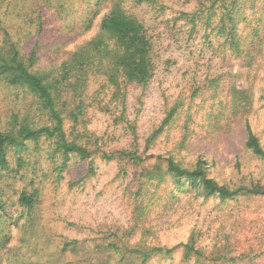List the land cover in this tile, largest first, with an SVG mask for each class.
I'll list each match as a JSON object with an SVG mask.
<instances>
[{
    "label": "rangeland",
    "instance_id": "rangeland-1",
    "mask_svg": "<svg viewBox=\"0 0 264 264\" xmlns=\"http://www.w3.org/2000/svg\"><path fill=\"white\" fill-rule=\"evenodd\" d=\"M200 1L168 0L163 10L147 3L127 5V10L142 19L153 35L154 75L144 87L130 86L124 106L116 107L108 104L109 91L102 89V76L91 74L85 94L95 97L98 91L97 101L86 109L84 123L71 127L68 121V131L93 151L91 159L97 166L94 175L88 176L91 160L79 158L70 160L60 179H56L48 163L45 171L50 177L46 181L42 180L43 172H39L38 179L32 167L21 169L20 175H1V192L15 213L13 226H9L10 238L0 247V264H87L94 245L91 241L112 233L120 237L132 233L134 217L139 212L129 202L126 188L134 172L130 168L128 176L118 175L121 165H125L120 161L127 160L118 153L107 160L103 158L105 152L129 149L136 143L140 154L150 156V161L157 160L158 155H173L191 167L201 158L207 161L210 175L223 184L251 180L264 183L263 161L244 148L246 119L264 145V57L250 65L245 56H223L218 48L221 39L215 33L205 36L203 22L191 35L190 21L178 12H191ZM111 5V0H0V17L11 36L20 39L22 49L28 54L36 53L37 67L52 68L57 73L72 52L98 34ZM249 82L254 93L250 113L227 118L229 111L220 108V102L225 104L229 89H246ZM213 84L219 85L218 92L211 88ZM176 104L180 105L171 125L147 143ZM29 111L36 114L29 93L0 83L2 124L8 125L14 113L22 118ZM220 113L223 124H210L209 117ZM35 119L44 121L39 116ZM44 140L36 149L31 146L26 159L52 161L50 142ZM15 158L11 153L10 160L14 162ZM35 181L40 188L43 186L44 193L34 212L41 217L43 235L50 238L37 243L30 221L27 232L16 225L18 206L13 205L19 193L30 190ZM168 202L164 205L166 201H148L145 212L139 210L146 214V221L135 227L132 242L146 240L151 245L173 246L196 232L202 244H209L232 229L236 235L250 237V244L245 246L248 256L242 264H264V198H242L222 204L218 199L204 200L194 192ZM74 239L79 241L76 249L63 248L66 241ZM107 259V253L92 257L93 262L100 264ZM179 260L177 255L162 264H178Z\"/></svg>",
    "mask_w": 264,
    "mask_h": 264
},
{
    "label": "trees",
    "instance_id": "trees-1",
    "mask_svg": "<svg viewBox=\"0 0 264 264\" xmlns=\"http://www.w3.org/2000/svg\"><path fill=\"white\" fill-rule=\"evenodd\" d=\"M167 1L111 0V8L102 18L98 34L72 52L61 63L57 73L52 68L37 67L36 53H26L20 39L11 36L0 17V83L29 93L36 106V114L35 111H29L20 118L18 113H14L10 116L8 125L0 121V177L3 173L20 175L21 169L32 167L38 179L41 178V171L42 180L46 181L50 177L45 171L48 163L52 166L56 179H60L72 158L91 160L88 176L96 173V162L91 159L93 151L72 137L73 133L68 131V121L72 123L71 127L84 123L86 109L97 101L98 91L95 97L85 94L91 74L102 76V89L109 91L108 104L112 103L116 107L124 106L130 86L144 87L150 82L156 69L153 35L142 19L127 10V5L131 2L147 3L163 10ZM178 14L190 21L191 35L197 31L196 28L201 22L205 36L215 33L221 39L218 48L223 56H245L250 65L263 59L264 0H201L191 12L182 10ZM212 87L218 92V84H213ZM252 87L249 82L246 89H229L225 104H219L220 108L229 111L227 118L230 119L237 113L246 117L250 113L254 103ZM179 105L169 109L164 120L148 137L147 143L153 142L167 125H171ZM222 113L210 116L209 123L220 121L223 124L220 117ZM188 114L190 117L191 113ZM36 116L44 121H36ZM185 126L188 127V123ZM245 127L247 138L244 148L264 163V145L260 137L248 119ZM42 139L50 142L52 161L26 159L25 153L29 152L32 145L35 149L38 148L37 145ZM11 153L16 156L14 162L10 160ZM117 153L121 159L127 160L120 161L125 165H121L118 175L128 176L130 168L133 169L131 173L134 172L126 188L129 202L133 207L137 206L136 211L139 212L134 217V230L139 222L146 221L144 210L149 206L148 201H166L164 205H168L169 200L194 192L204 200L218 199L222 204L242 198H264V183L261 181L223 184L210 175L207 161L201 158L191 167L177 161L173 155H158L157 160L150 161V156L140 154L136 143L129 149L115 153L105 152L103 158L112 160ZM41 188L35 181L30 190L23 189L19 193L17 203L13 204L18 206L16 225L27 232L30 221L36 243L40 239L50 240L43 235L39 224L41 217L34 212L39 208L44 193ZM14 213L0 188V247H4L10 238L8 231L9 226H13ZM132 233L123 234L121 237L112 233L99 241H91L94 245L87 264H100L93 262L92 257L104 253L108 254L105 264H162L166 260L173 261L177 255L180 257L178 264H242L244 257L248 256L245 246L250 244L248 235H236V231L232 229L209 244H202L201 236L193 232L186 241L173 246L151 245L146 240L132 242ZM129 235L131 236L127 239ZM78 242L77 239L66 241L63 248L73 246L76 249Z\"/></svg>",
    "mask_w": 264,
    "mask_h": 264
}]
</instances>
